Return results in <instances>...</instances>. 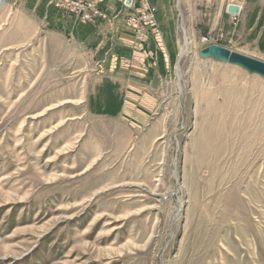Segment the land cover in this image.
Returning <instances> with one entry per match:
<instances>
[{
  "label": "rangeland",
  "instance_id": "1",
  "mask_svg": "<svg viewBox=\"0 0 264 264\" xmlns=\"http://www.w3.org/2000/svg\"><path fill=\"white\" fill-rule=\"evenodd\" d=\"M211 45L264 61V0H0V264H264V77Z\"/></svg>",
  "mask_w": 264,
  "mask_h": 264
},
{
  "label": "water",
  "instance_id": "2",
  "mask_svg": "<svg viewBox=\"0 0 264 264\" xmlns=\"http://www.w3.org/2000/svg\"><path fill=\"white\" fill-rule=\"evenodd\" d=\"M131 5L132 0H127V6ZM240 12V6L237 4H229L227 6V13L230 15L238 16ZM200 55L205 58L211 57L214 60L240 66L251 74H257L264 77V61L235 50L227 49L218 45H211L201 50Z\"/></svg>",
  "mask_w": 264,
  "mask_h": 264
},
{
  "label": "bare ground",
  "instance_id": "3",
  "mask_svg": "<svg viewBox=\"0 0 264 264\" xmlns=\"http://www.w3.org/2000/svg\"><path fill=\"white\" fill-rule=\"evenodd\" d=\"M238 6H239V5H238ZM240 9H241V7H240ZM241 11H242V9H241ZM240 13H241V12H240ZM187 52H188V43L186 42L185 48H184L183 51H182V55H185Z\"/></svg>",
  "mask_w": 264,
  "mask_h": 264
}]
</instances>
